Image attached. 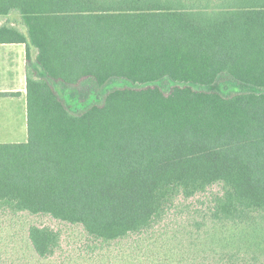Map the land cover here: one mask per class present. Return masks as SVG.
<instances>
[{
	"label": "trees",
	"instance_id": "trees-1",
	"mask_svg": "<svg viewBox=\"0 0 264 264\" xmlns=\"http://www.w3.org/2000/svg\"><path fill=\"white\" fill-rule=\"evenodd\" d=\"M0 43L26 45L28 140L0 145V209L113 242L176 198L221 186L214 218L264 210V0H0ZM112 79L79 113L53 85ZM168 80L164 93L156 83ZM259 92L222 95L218 82ZM40 258L56 235L30 227Z\"/></svg>",
	"mask_w": 264,
	"mask_h": 264
},
{
	"label": "rangeland",
	"instance_id": "rangeland-1",
	"mask_svg": "<svg viewBox=\"0 0 264 264\" xmlns=\"http://www.w3.org/2000/svg\"><path fill=\"white\" fill-rule=\"evenodd\" d=\"M5 23L26 31L17 14L1 17L0 26ZM156 85L168 93L173 84L162 80ZM125 86L133 87L119 79L100 90L90 82L67 88L53 85L72 113L101 103L109 90ZM204 89L226 96L261 91L223 81ZM221 194V186L214 185L190 199L178 197L148 229L113 242L94 239L81 226L49 216L0 209V264H264V210L249 212L242 220H217L213 200ZM30 227L56 235L58 246L52 256H37L29 240Z\"/></svg>",
	"mask_w": 264,
	"mask_h": 264
},
{
	"label": "crops",
	"instance_id": "crops-1",
	"mask_svg": "<svg viewBox=\"0 0 264 264\" xmlns=\"http://www.w3.org/2000/svg\"><path fill=\"white\" fill-rule=\"evenodd\" d=\"M26 45L0 43V145L23 144L28 140L26 74L35 63Z\"/></svg>",
	"mask_w": 264,
	"mask_h": 264
}]
</instances>
